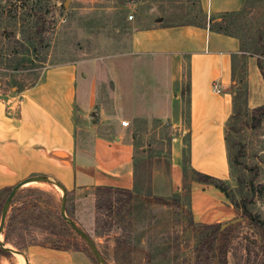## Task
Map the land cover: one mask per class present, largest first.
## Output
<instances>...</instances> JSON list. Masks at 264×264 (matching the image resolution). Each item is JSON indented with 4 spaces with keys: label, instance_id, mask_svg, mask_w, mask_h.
<instances>
[{
    "label": "rangeland",
    "instance_id": "obj_1",
    "mask_svg": "<svg viewBox=\"0 0 264 264\" xmlns=\"http://www.w3.org/2000/svg\"><path fill=\"white\" fill-rule=\"evenodd\" d=\"M229 19L245 51L233 61L235 104L225 127L226 149L231 158L240 150V164L229 170L225 199L235 210V203L250 201L251 213L264 221V118L258 128L250 127V111L264 105V0H245L240 12ZM186 21L201 22L196 0H0V100L31 88L51 69L82 61L94 68L99 95L88 120L74 108L79 145L86 151L96 148L110 160L108 148L115 146L117 125L128 124L131 158L125 155L119 163L106 162L99 179L112 189L127 188L130 200L93 190L94 215L89 226L85 208L75 212V196L66 197L67 216L73 219L77 214L78 220L73 221L93 240L106 264H197L201 253L196 251L199 231L189 228L190 195L186 196L181 180L175 181L171 175L169 135L175 130L164 120L147 117L154 114L147 111V102L127 101L128 95H139L140 101L148 98L143 74L145 65L154 62L149 56H127L132 30L156 22L167 26ZM113 82L118 84L116 99ZM136 109L145 117L137 119ZM117 164H121L120 173ZM7 175L0 165V180ZM29 176L4 187L1 183L0 189L11 188ZM21 190L10 204L0 235L3 243V233L6 235L7 247L23 250L29 264H54L55 256L61 254L98 264L84 242L67 225H61L58 187L31 183ZM255 230L240 213L222 223L208 264H219L222 253L226 264H264ZM63 236L89 255L67 249L70 245L60 242ZM24 261L21 252L0 257V264Z\"/></svg>",
    "mask_w": 264,
    "mask_h": 264
},
{
    "label": "crops",
    "instance_id": "obj_2",
    "mask_svg": "<svg viewBox=\"0 0 264 264\" xmlns=\"http://www.w3.org/2000/svg\"><path fill=\"white\" fill-rule=\"evenodd\" d=\"M196 1L207 22L211 18L219 20L223 14L239 11L245 2ZM186 22L167 26L156 22L132 30L127 56H149L154 62L145 65L146 72L143 74L145 79L142 83L147 89L148 98L140 101L137 99L139 95H128L127 101L147 102V111L154 113L147 117L164 120L169 129L175 130L174 134L169 135L168 147L171 175L175 181L180 179L182 185L183 140L187 131L191 168L227 181L229 166L225 127L232 112V88L235 83L233 61L241 55L239 41L233 36L211 31L208 25ZM91 69L94 68L82 61L62 65L47 71L42 81L16 97L0 100V165L9 173L5 179L2 177L4 180H0V185H10L15 179L29 175L52 176L66 192L75 196V212L85 208L84 217L89 226L90 216L93 218L94 215L93 190L111 188L110 184L99 179L104 173L102 167L106 162L119 163L125 155L129 159L132 154L127 126L119 124L115 146L108 148L110 160H106L107 157H103L98 149L86 151L77 142L74 108L81 111L82 119L88 120L98 103V85ZM187 72L188 130L183 123L181 96ZM132 84L133 81L129 83V93L132 92ZM116 85L113 82L112 96L115 99ZM161 95L162 98L157 97ZM139 113L137 109L134 112L137 119L145 117ZM127 122L130 123V120ZM120 166L117 164L119 173ZM127 182L130 186L132 180ZM189 207L193 222L199 224H222L239 215V211L221 192L212 186L197 183L191 184ZM73 217L78 220L77 214ZM55 258L54 264H90L81 256L61 254Z\"/></svg>",
    "mask_w": 264,
    "mask_h": 264
},
{
    "label": "trees",
    "instance_id": "obj_3",
    "mask_svg": "<svg viewBox=\"0 0 264 264\" xmlns=\"http://www.w3.org/2000/svg\"><path fill=\"white\" fill-rule=\"evenodd\" d=\"M241 10V9H240ZM239 11L233 12V13H227L223 14L220 16V19H214L211 18L208 22L205 19V16L202 15V12L199 10V13L201 15V22L197 23L196 25L199 26H207L211 31H215L217 33H222L227 36H233L238 39L239 41V50L240 52H244L245 50L243 49V44L240 39V37L235 34L231 29H232V24L230 22V19L233 15L238 14ZM244 54H241L240 56L242 57ZM257 66L260 67V59L257 60ZM185 81L183 82L182 88H181V96H182V102H183V111H182V118H183V123L186 125V128L188 130V123H189V74L188 72L186 73ZM234 95H233V100H232V112L231 115L227 121L226 126L229 124L233 117V112H234ZM264 118V105L258 106L253 108L250 111V119H251V124L250 127L253 129H256L260 126L262 119ZM169 127V126H168ZM227 131H225V144L226 147L229 146L228 142V136H227ZM184 148L182 151V189H186V196L190 195V184L192 183H197L201 185H207V186H212L215 189H217L219 192H221L225 198L228 199V194L226 192V188L228 185V182L225 180H220L212 176L205 175L203 173L195 171L193 168L190 166L189 162V131L184 136ZM227 157H228V166L229 170L232 168L234 165H239V158H240V150L234 156L231 158L228 155L227 151ZM10 190V188H3L0 189V211H1V206L4 201V198L7 194V192ZM22 190L19 192L21 193ZM96 193H103L111 196H119V197H124L125 201H129L131 196L130 193L121 190V189H112V188H107V187H101V188H96L95 189ZM255 192V190H253ZM5 194L4 197L2 195ZM70 192H67L66 197H68ZM250 201H241V203L237 204L235 203V207H237V211L241 214L243 218L246 219L248 225L254 229H256V233L260 237L262 249H263V255H264V221L261 220L257 215L252 214L251 211L248 208V204ZM237 205V206H236ZM190 221H189V228L193 229L195 231H199V236L200 238L198 239L197 245H196V251L200 253V255H203L204 257H201L198 253V258H197V264H208L207 259L209 258L208 256L210 255V252L214 251V243L216 241L217 233L220 230L221 224L215 223V224H199L195 223L192 220L191 217V212L189 209L188 212ZM69 218L70 215H68ZM72 219V218H71ZM61 222V225L65 226L66 223L59 219ZM73 220V219H72ZM67 229V228H66ZM72 231V230H71ZM62 240L60 242L67 243L70 246H67V249H72L73 251H78V252H84L87 253L85 248L81 249L79 246H77V243L71 242L72 240H68L65 236H63ZM3 241L4 243H7V238L6 235L3 233ZM85 244V243H84ZM86 245V244H85ZM88 249V247L86 246ZM90 252V250L88 249ZM91 253V252H90ZM92 254V253H91ZM93 256V255H92ZM0 257L8 258L10 257V254L5 253L0 250ZM89 257V256H88ZM219 264H226L225 258H224V253H222L221 258L219 259Z\"/></svg>",
    "mask_w": 264,
    "mask_h": 264
},
{
    "label": "water",
    "instance_id": "obj_4",
    "mask_svg": "<svg viewBox=\"0 0 264 264\" xmlns=\"http://www.w3.org/2000/svg\"><path fill=\"white\" fill-rule=\"evenodd\" d=\"M31 183H47V184H52L56 187H58L61 190V198H60V207H59V213L62 218V220L66 223V225L79 237L80 240H82L90 252L92 253L95 261L98 264H106L103 257L101 254L98 252L93 240L85 233L79 226L67 216L66 214V190L63 188V186L53 178L44 176V175H34L30 176L28 178H25L18 182L17 184L13 185L10 190L7 192L4 201L1 206V211H0V235L4 226L6 214L8 212V209L10 207V204L14 197L18 194V192L27 184ZM0 250L8 253V254H15L17 252H21L25 256V264H29L28 257L26 253L23 250L20 249H14L7 247L5 243H3L0 239Z\"/></svg>",
    "mask_w": 264,
    "mask_h": 264
},
{
    "label": "built area",
    "instance_id": "obj_5",
    "mask_svg": "<svg viewBox=\"0 0 264 264\" xmlns=\"http://www.w3.org/2000/svg\"><path fill=\"white\" fill-rule=\"evenodd\" d=\"M122 126H127V123L126 122H122Z\"/></svg>",
    "mask_w": 264,
    "mask_h": 264
},
{
    "label": "bare ground",
    "instance_id": "obj_6",
    "mask_svg": "<svg viewBox=\"0 0 264 264\" xmlns=\"http://www.w3.org/2000/svg\"><path fill=\"white\" fill-rule=\"evenodd\" d=\"M24 263H25V261H24Z\"/></svg>",
    "mask_w": 264,
    "mask_h": 264
}]
</instances>
